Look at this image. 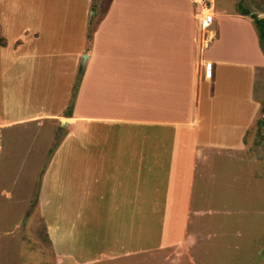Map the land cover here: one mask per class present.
I'll return each mask as SVG.
<instances>
[{
    "label": "crops",
    "instance_id": "obj_1",
    "mask_svg": "<svg viewBox=\"0 0 264 264\" xmlns=\"http://www.w3.org/2000/svg\"><path fill=\"white\" fill-rule=\"evenodd\" d=\"M95 1L31 0L9 40L0 34V49H10L2 59L11 95L32 101L42 86L44 101L57 105L2 118L0 132L73 119L60 123L67 129L38 197L53 249L57 230L59 264H199L210 246H224L190 236L205 211L200 204L211 181L218 190L237 170V152L262 109L255 86L264 53L254 21L239 6L216 13L215 0L206 30L204 0H110L97 18ZM237 72L248 74L245 94ZM7 183L0 187L8 209L24 214L16 228L26 221L33 241V185L29 191L16 175ZM53 194L52 226L45 207Z\"/></svg>",
    "mask_w": 264,
    "mask_h": 264
},
{
    "label": "rangeland",
    "instance_id": "obj_2",
    "mask_svg": "<svg viewBox=\"0 0 264 264\" xmlns=\"http://www.w3.org/2000/svg\"><path fill=\"white\" fill-rule=\"evenodd\" d=\"M30 1L0 0V26H5L0 34L6 41L9 40L8 36H12L19 28L20 22L24 19L27 3ZM95 3L98 6L96 17L100 18L107 8L108 1L96 0ZM215 4L216 13L224 14L223 11H225V14H232L238 10V6H241L257 16L260 14L264 17V0H215ZM204 5L211 9L213 2L204 0ZM9 44L11 45L10 41ZM3 50L9 52L10 49H0V119L6 118L13 121L17 118L29 117L39 111L48 113L55 110L57 105L53 106L50 102L44 101L47 97L45 87L39 86V92L32 101L26 98H24L25 101H20L22 97L18 96L16 99L11 95L13 86L9 82L8 65L2 59ZM248 84V74L237 72V87L241 90L238 93L245 94ZM255 96L256 100L262 103V109L255 125L247 134L245 148L237 152V170L233 174H225L224 185L220 184L218 190L211 181L209 198L204 199V202L200 204L205 211L194 221L197 227L190 229V236L211 238L224 244V246H210L208 249L214 252L210 251L206 261L199 259V264H264L263 75L257 77ZM23 124H15L0 132V175L4 177L0 181V186L8 187L7 181L15 175L20 181L27 182L29 191L33 185L32 215L30 212L27 214L30 219L34 218L33 241L30 238V225L27 228L25 226L26 221L23 222V226H19V229L16 228V225L24 221L23 211L12 212L8 209L10 207L7 206L8 200L4 194H1L0 187V264H59L61 260L57 245V230L53 229L55 230L53 231L55 242L53 249L47 238L46 226L38 213V197L42 176L48 167V162L62 142L67 127L62 128L58 121L42 126L43 128L36 127L34 124ZM53 196L50 198L53 203L45 207L48 223L52 226L57 210V199L55 194ZM28 205L30 206V203ZM28 209L30 210L29 207ZM21 236L27 242L22 241ZM76 256L88 257L80 250L76 252ZM70 262L71 260L66 264ZM145 264H163V262L147 260Z\"/></svg>",
    "mask_w": 264,
    "mask_h": 264
},
{
    "label": "trees",
    "instance_id": "obj_3",
    "mask_svg": "<svg viewBox=\"0 0 264 264\" xmlns=\"http://www.w3.org/2000/svg\"><path fill=\"white\" fill-rule=\"evenodd\" d=\"M107 1L110 2V0H107ZM236 1H241V0H236ZM239 12L242 16H248V17L253 19L255 28L258 32L259 39L261 42V49L264 53V47H263V43H264V18H259L257 15L252 14L249 10H247L241 6H239ZM4 44H5V40L0 36V45H4ZM72 107H73V101L71 102V105L69 107V111L67 112V115L69 117L72 114Z\"/></svg>",
    "mask_w": 264,
    "mask_h": 264
},
{
    "label": "built area",
    "instance_id": "obj_4",
    "mask_svg": "<svg viewBox=\"0 0 264 264\" xmlns=\"http://www.w3.org/2000/svg\"><path fill=\"white\" fill-rule=\"evenodd\" d=\"M204 20H203V26L205 27V30L211 27V25L214 23V14L211 11L210 7H207L204 5Z\"/></svg>",
    "mask_w": 264,
    "mask_h": 264
},
{
    "label": "water",
    "instance_id": "obj_5",
    "mask_svg": "<svg viewBox=\"0 0 264 264\" xmlns=\"http://www.w3.org/2000/svg\"><path fill=\"white\" fill-rule=\"evenodd\" d=\"M87 57L88 56H84V63H85ZM72 122H73V119H69V118H62V119H60L61 126H65V125L70 124Z\"/></svg>",
    "mask_w": 264,
    "mask_h": 264
}]
</instances>
